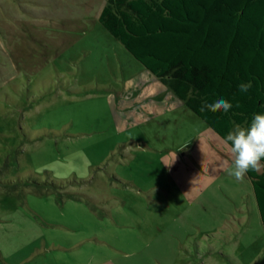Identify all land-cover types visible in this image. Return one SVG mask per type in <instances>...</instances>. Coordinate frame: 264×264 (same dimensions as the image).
Wrapping results in <instances>:
<instances>
[{"label": "rangeland", "instance_id": "1", "mask_svg": "<svg viewBox=\"0 0 264 264\" xmlns=\"http://www.w3.org/2000/svg\"><path fill=\"white\" fill-rule=\"evenodd\" d=\"M105 2L0 0V264H264L230 145L103 26Z\"/></svg>", "mask_w": 264, "mask_h": 264}, {"label": "trees", "instance_id": "2", "mask_svg": "<svg viewBox=\"0 0 264 264\" xmlns=\"http://www.w3.org/2000/svg\"><path fill=\"white\" fill-rule=\"evenodd\" d=\"M99 21L223 139L264 113V0H107ZM217 99L233 107L200 111ZM247 174L264 228V174Z\"/></svg>", "mask_w": 264, "mask_h": 264}, {"label": "clouds", "instance_id": "3", "mask_svg": "<svg viewBox=\"0 0 264 264\" xmlns=\"http://www.w3.org/2000/svg\"><path fill=\"white\" fill-rule=\"evenodd\" d=\"M238 87L241 93H247L252 84L250 81L242 82ZM232 107L230 101L217 99L211 103L205 102L200 111L227 113ZM226 140L230 142L232 157V166L227 172L229 176L242 181L249 171L264 174V113L255 114L248 127L236 126L227 134Z\"/></svg>", "mask_w": 264, "mask_h": 264}, {"label": "crops", "instance_id": "4", "mask_svg": "<svg viewBox=\"0 0 264 264\" xmlns=\"http://www.w3.org/2000/svg\"><path fill=\"white\" fill-rule=\"evenodd\" d=\"M106 2H107V0H106ZM105 2V3H106ZM104 5L105 4H103V6H101V8H100V13H101V11H102V9H103V7H104ZM150 71V70H149ZM156 76V75H155ZM159 79V78H158ZM159 81H160V79H159ZM161 82V81H160ZM162 83V82H161ZM163 84V83H162ZM165 85V84H164ZM167 86V85H166ZM207 124V123H206ZM208 125V124H207ZM209 126V125H208ZM210 127V126H209ZM218 134V133H217ZM219 135V134H218ZM225 140V139H224ZM226 141V140H225ZM227 142V141H226ZM228 143V142H227ZM229 144V143H228ZM230 145V144H229ZM229 152V154H230V151H228ZM231 155V154H230ZM247 176H248V174H247ZM248 179H249V176H248ZM212 252L214 253V252H216V250H212Z\"/></svg>", "mask_w": 264, "mask_h": 264}]
</instances>
